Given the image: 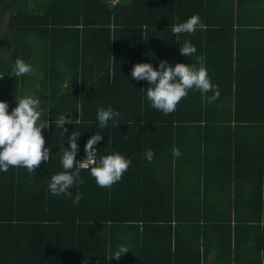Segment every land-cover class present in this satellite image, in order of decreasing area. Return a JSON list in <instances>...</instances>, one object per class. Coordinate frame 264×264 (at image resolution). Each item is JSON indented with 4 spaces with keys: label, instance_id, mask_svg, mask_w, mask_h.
Listing matches in <instances>:
<instances>
[{
    "label": "trees",
    "instance_id": "trees-1",
    "mask_svg": "<svg viewBox=\"0 0 264 264\" xmlns=\"http://www.w3.org/2000/svg\"><path fill=\"white\" fill-rule=\"evenodd\" d=\"M193 14L203 27L179 34L197 48L189 58L170 24ZM200 55L219 87L211 103L190 90L164 114L131 77L135 63ZM17 57L35 74L9 76ZM0 73L9 111L41 96L54 153L33 173L0 172V264H264V0H0ZM99 106L122 114L117 125L99 127ZM64 114L77 160L96 131L98 155L131 158L110 188L82 169L76 205L47 189L62 170ZM120 244L129 251L109 259Z\"/></svg>",
    "mask_w": 264,
    "mask_h": 264
},
{
    "label": "clouds",
    "instance_id": "clouds-1",
    "mask_svg": "<svg viewBox=\"0 0 264 264\" xmlns=\"http://www.w3.org/2000/svg\"><path fill=\"white\" fill-rule=\"evenodd\" d=\"M202 27L199 14H193L183 22L170 24L171 32L177 37L175 41L179 42V34H192ZM179 52L180 55L191 58L196 54L197 48L190 40H184L183 43L180 42ZM196 60L198 63L190 64L160 60L156 67L150 62L135 63L131 69V77L137 81L148 82L147 87L141 88L145 90V98L151 107L164 114L175 111L178 103L190 90L199 91L211 103L219 97V87L212 82L204 57L197 56ZM6 73L16 79L25 74H35V69L23 58L17 57L10 71ZM4 74L0 73V77ZM209 92L212 95H206ZM43 114L41 96L32 93L24 94L15 100V107L11 111L8 102L0 100V172H7L10 167H23L29 173H33L41 162H48L53 158L52 149L49 144L47 146L45 144L44 129L49 127V122L42 119ZM121 116L122 114L112 106H99L96 110V120L100 128L107 127L109 122L114 126L117 125ZM54 123L62 129L65 139L59 159L62 170L53 173L47 182L50 194L71 197L72 203L76 205L83 194L77 191L73 196L70 189L76 184L85 182L80 174L82 169H87L97 186L102 188H110L122 179L131 164V158L116 150L98 155L95 145L103 139L101 132L96 131L90 136L84 144L85 158L77 160L80 133L72 131L65 136L68 131L66 125L73 124V119L64 114ZM65 140L68 142V147L64 146ZM172 152L175 157L181 155L176 147H173ZM144 155L148 161H151L154 152L152 149H147ZM127 251H129L127 245L120 244L109 259L118 260Z\"/></svg>",
    "mask_w": 264,
    "mask_h": 264
},
{
    "label": "crops",
    "instance_id": "crops-1",
    "mask_svg": "<svg viewBox=\"0 0 264 264\" xmlns=\"http://www.w3.org/2000/svg\"><path fill=\"white\" fill-rule=\"evenodd\" d=\"M246 164V163H245ZM244 169L246 168V166L243 167ZM244 182L241 180L240 181V186H243Z\"/></svg>",
    "mask_w": 264,
    "mask_h": 264
},
{
    "label": "built area",
    "instance_id": "built-area-1",
    "mask_svg": "<svg viewBox=\"0 0 264 264\" xmlns=\"http://www.w3.org/2000/svg\"><path fill=\"white\" fill-rule=\"evenodd\" d=\"M85 158V156H81L79 160H83Z\"/></svg>",
    "mask_w": 264,
    "mask_h": 264
}]
</instances>
